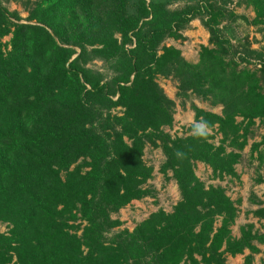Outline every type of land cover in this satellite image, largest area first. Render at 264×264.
Segmentation results:
<instances>
[{"label":"trees","instance_id":"1","mask_svg":"<svg viewBox=\"0 0 264 264\" xmlns=\"http://www.w3.org/2000/svg\"><path fill=\"white\" fill-rule=\"evenodd\" d=\"M128 2L38 0L25 23L0 2V223L9 227L0 232V264H226L264 244L250 225L231 236L236 204L195 174L203 164L216 179L238 180L256 121L264 129V50L246 36L232 43L239 22L264 27V1L238 2L254 10L251 22L228 0L176 9L137 0L133 13ZM195 20L208 46L190 64L165 43L183 40ZM95 60L101 69L90 67ZM158 78L176 84L181 108L193 98L220 107L215 114L190 103L194 122L207 120L220 135L217 145L214 135L194 137L192 126L181 137L165 132L176 103ZM147 145L161 150L159 173L180 199L131 232L114 231L121 209L155 195L145 187ZM254 155L262 168L264 136L250 146ZM253 214L264 220V209Z\"/></svg>","mask_w":264,"mask_h":264},{"label":"rangeland","instance_id":"2","mask_svg":"<svg viewBox=\"0 0 264 264\" xmlns=\"http://www.w3.org/2000/svg\"><path fill=\"white\" fill-rule=\"evenodd\" d=\"M38 0H0L2 6L9 12H17L24 20L28 17V9L32 8ZM155 1H170L171 8H181L186 3L193 0H155ZM219 1V0H217ZM240 0H228L227 9L235 15L244 16L248 22L255 18V12L251 6L247 7ZM264 1V0H263ZM137 5V0H129L128 12L133 13ZM264 27L247 25L244 22H239L234 30L235 39H232L234 45L238 44V40L247 38V42L251 49L264 50ZM183 40L166 41V46H173L181 51L184 59L190 64H196L198 61V53L201 46H208V34L202 29L198 20L191 22L190 28L183 33ZM10 37L4 38L3 42H8ZM93 69H101L102 63L95 60L92 63ZM246 67L241 65L240 68ZM252 69V66H247ZM157 83L163 89L164 93L176 103L174 115V123L171 129L166 128L165 132L172 138L181 137L187 134L185 130L193 125V113L190 110L192 102L199 109L204 111L220 114V107H212L209 102L199 99H191L186 102L185 108L180 107V101L175 98L176 84L164 78H158ZM119 113L120 110L114 111ZM210 135L215 136L214 143L217 145L220 141V135H217L215 130H210ZM264 136V129L258 126L256 121L255 127L252 129V135L248 139L247 147L241 153L242 158L240 163L235 166V171L239 177L238 180L225 178L219 180L213 177L211 170L203 164H197L195 174L205 187H220L225 190L227 196L236 204L238 209V217L231 227V236L234 239L240 237V229L248 225L253 227V232L264 235V220L256 217L253 213L258 209H264V184H256L257 175H264V166L259 167L258 162L250 156V146L252 143L259 142ZM262 150V149H261ZM230 151V149H228ZM143 162L153 168L152 179L147 182V188L154 191L153 197H146L140 201H133L128 206L119 211L113 218L122 222L120 228L114 231L128 230L131 232L139 223L145 220L150 214L163 210L166 213L172 212L173 207L180 199L177 186L173 180H166L160 173L159 169L164 162V156L160 149L152 148L147 145L143 154ZM171 176V174H169ZM219 226V222L215 227ZM9 227L0 223V232L7 233ZM110 237V236H109ZM259 253L251 255L248 250H245L242 255L225 257L226 264H245V258L251 256L250 264H264V244L258 245Z\"/></svg>","mask_w":264,"mask_h":264},{"label":"clouds","instance_id":"3","mask_svg":"<svg viewBox=\"0 0 264 264\" xmlns=\"http://www.w3.org/2000/svg\"><path fill=\"white\" fill-rule=\"evenodd\" d=\"M209 131H210V125L207 120L200 119L194 122L192 125V134L196 138L207 137ZM177 155H179V153Z\"/></svg>","mask_w":264,"mask_h":264}]
</instances>
